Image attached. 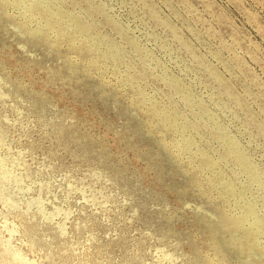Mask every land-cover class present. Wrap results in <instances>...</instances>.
<instances>
[{
	"label": "rangeland",
	"instance_id": "obj_1",
	"mask_svg": "<svg viewBox=\"0 0 264 264\" xmlns=\"http://www.w3.org/2000/svg\"><path fill=\"white\" fill-rule=\"evenodd\" d=\"M0 2V264H246L227 223L264 236L238 196L264 219V0Z\"/></svg>",
	"mask_w": 264,
	"mask_h": 264
},
{
	"label": "bare ground",
	"instance_id": "obj_2",
	"mask_svg": "<svg viewBox=\"0 0 264 264\" xmlns=\"http://www.w3.org/2000/svg\"><path fill=\"white\" fill-rule=\"evenodd\" d=\"M49 1L50 0H7V2L14 4L15 6L19 7L23 14L30 19L35 18H43L46 20V15L42 13V9H47L49 7ZM61 2V1H60ZM1 3V2H0ZM6 4V2H5ZM8 4V3H7ZM12 6V5H11ZM13 7V6H12ZM16 7V8H17ZM51 8V7H50ZM17 10V9H16ZM60 9H58V13ZM15 11V10H14ZM18 12V11H16ZM60 14V13H59ZM58 17V16H57ZM125 19V18H124ZM44 20V21H45ZM30 21V20H29ZM28 21V22H29ZM27 22V23H28ZM36 23V20H35ZM39 27L36 28V30H39L43 27L44 22L41 20L39 21ZM74 24V23H73ZM126 24V23H125ZM18 29V28H17ZM70 29V28H69ZM42 30V29H41ZM37 32V31H35ZM53 33V32H52ZM48 35V34H47ZM59 37V36H58ZM57 39V38H56ZM59 39V38H58ZM57 39V40H58ZM61 39V38H60ZM59 39V40H60ZM74 39V38H73ZM110 40V39H109ZM74 41V40H73ZM62 42V41H61ZM58 43V42H57ZM103 47V46H102ZM77 51L79 50V46L76 47ZM75 50V49H74ZM76 52V51H75ZM88 54V53H87ZM82 55V54H81ZM83 56V55H82ZM87 56V55H86ZM158 56V54H157ZM167 61V60H166ZM113 64V63H112ZM148 64V63H147ZM182 74V73H181ZM190 75V74H189ZM183 78V76H182ZM191 78V77H190ZM184 81V80H183ZM193 87V86H192ZM205 95V94H204ZM216 99V97H214ZM209 100V99H208ZM218 101V100H217ZM209 103V102H208ZM211 104V103H210ZM223 104V102H222ZM219 103L218 106L223 107V105ZM236 104V103H235ZM234 106V105H233ZM213 107V106H212ZM196 108V107H195ZM213 109V108H212ZM228 111V110H226ZM201 112V111H200ZM210 112L206 111L204 112V116L209 119V121L212 123L213 127L219 132L220 136L223 138V140L227 143L228 147L230 148L233 155L237 156L240 161L244 163V165L250 169L251 171H256L253 168V165L251 163L250 157L246 156L244 154L245 152V146L240 141L239 134L233 133L234 128L232 131H230L229 125H226V122L220 121V119H215L211 115H209ZM226 113V112H225ZM200 114V113H199ZM219 114V113H218ZM228 114V113H226ZM201 115V114H200ZM223 116V115H222ZM230 116V115H228ZM232 117V116H231ZM230 117V118H231ZM222 118V117H221ZM229 118V117H228ZM233 118V117H232ZM237 118V117H236ZM224 119V118H223ZM237 123V122H236ZM250 127V126H249ZM138 128V127H137ZM136 128V129H137ZM179 128V127H178ZM139 131V130H138ZM194 133V132H192ZM136 134V133H135ZM140 135V134H139ZM137 136V135H136ZM242 137V135H241ZM181 140V138H179ZM245 139V138H244ZM247 139V138H246ZM243 141V140H242ZM182 142V141H181ZM214 142V141H213ZM245 144V142H243ZM183 144V143H182ZM185 144V143H184ZM248 144V143H247ZM210 147V146H209ZM258 148V147H257ZM195 150V149H194ZM197 150L199 151V147L197 146ZM228 150V149H227ZM170 151V150H169ZM168 151V152H169ZM181 152V151H180ZM200 153V151H199ZM212 153V152H211ZM227 153V152H226ZM170 154V153H169ZM179 154V153H178ZM253 154V153H252ZM256 154V153H255ZM182 156V155H181ZM177 157V156H176ZM183 157V156H182ZM259 158V157H258ZM263 158V157H262ZM224 159V158H223ZM255 159V158H254ZM259 160V159H258ZM262 160V159H261ZM221 162V161H220ZM259 162V161H258ZM263 162V161H262ZM259 164V163H258ZM263 165V164H262ZM222 167V166H221ZM263 167V166H262ZM225 169V167H224ZM227 169V168H226ZM244 169V168H243ZM224 174V173H223ZM243 175V174H242ZM246 175V174H245ZM252 176V173H251ZM250 176V177H251ZM231 177V176H230ZM245 177V176H244ZM253 178V177H252ZM256 178L259 181V184H264V171H261L260 173L256 174ZM243 179V178H242ZM238 182V181H237ZM245 183V180H244ZM234 186V185H233ZM240 186V185H239ZM256 187H259V185H256ZM243 198V203L245 204V209L242 212L244 215V218L246 221H248L254 228L255 231H263V224L264 219H262L259 214L263 211L258 206L259 202L261 201L256 195L247 196L248 194L244 195L242 192L240 193ZM255 194V193H254ZM240 203V202H239ZM233 209V207H232ZM232 211V210H231ZM230 222V223H229ZM227 223V222H225ZM230 225V243L237 246V243L244 242L249 247V253L247 254V257L244 258V254L242 253L243 260L246 262V264H264L262 261V251L261 249L257 248V245L264 246V236L255 237L254 234L251 232L244 230L241 228L240 223L238 220H229L228 223ZM263 234V233H262ZM226 256V255H225ZM229 256V255H228ZM226 256V257H228Z\"/></svg>",
	"mask_w": 264,
	"mask_h": 264
}]
</instances>
